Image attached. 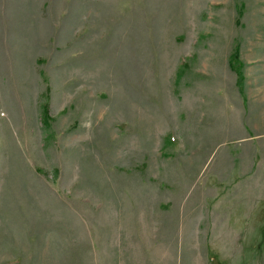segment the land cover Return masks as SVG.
I'll list each match as a JSON object with an SVG mask.
<instances>
[{"label": "rangeland", "instance_id": "rangeland-1", "mask_svg": "<svg viewBox=\"0 0 264 264\" xmlns=\"http://www.w3.org/2000/svg\"><path fill=\"white\" fill-rule=\"evenodd\" d=\"M0 264H264V0H0Z\"/></svg>", "mask_w": 264, "mask_h": 264}, {"label": "trees", "instance_id": "trees-1", "mask_svg": "<svg viewBox=\"0 0 264 264\" xmlns=\"http://www.w3.org/2000/svg\"><path fill=\"white\" fill-rule=\"evenodd\" d=\"M239 58V54H238V50H234V52L230 55V65H231V68L235 71L236 75H237V85H238V88L240 90H242V87H243V81H244V77H243V74L240 70V68L237 66V60ZM48 112H47V109H45L44 111V124L46 126H49L48 124Z\"/></svg>", "mask_w": 264, "mask_h": 264}]
</instances>
